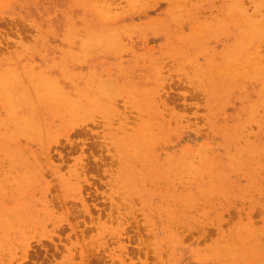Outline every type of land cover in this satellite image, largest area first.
<instances>
[{
    "label": "rangeland",
    "instance_id": "obj_1",
    "mask_svg": "<svg viewBox=\"0 0 264 264\" xmlns=\"http://www.w3.org/2000/svg\"><path fill=\"white\" fill-rule=\"evenodd\" d=\"M69 49L72 74L53 62ZM49 60L59 94L113 78L148 101L109 98L121 130L97 109L51 140L12 136L33 107L51 132L24 76ZM4 78L19 104L0 101V264H264V0H0ZM12 155L29 187L7 181Z\"/></svg>",
    "mask_w": 264,
    "mask_h": 264
},
{
    "label": "bare ground",
    "instance_id": "obj_2",
    "mask_svg": "<svg viewBox=\"0 0 264 264\" xmlns=\"http://www.w3.org/2000/svg\"><path fill=\"white\" fill-rule=\"evenodd\" d=\"M175 3H176V1H175ZM236 3H238V2H236ZM173 4L174 3H172V5ZM183 8H185V7H183ZM172 9H173V7H172ZM185 9H187V8H185ZM236 9H237L236 11H240L241 13H244V10L240 6V4L238 5V8H236ZM176 10H180V9H176ZM226 11H228V13H230L232 15V17L236 14L234 11H232V8H230V9L228 8V10H226ZM177 13H179V11ZM171 14H172V12H171ZM174 14H172L173 17H174ZM186 16H188V14ZM175 17H176V14H175ZM252 23H253V21H251V24H250V31L254 32L257 28H255L254 23L253 24ZM244 30H246V29H244ZM256 33H257V31H256ZM257 35H258L257 37H259L258 33H257ZM254 37H256V36H254ZM111 39L112 38H107L106 37V39L105 38H98V40H94V37H93V41L94 42L91 41V39H90V42H93V44H95L98 41H102L103 40L105 43H110L112 41ZM233 41H234V44L241 43V40H237V41L233 40ZM231 44L233 45V43H231ZM71 53H73L71 51V49L65 50L63 53L60 54V57H58V60L56 59V60L53 61V62H56V63H58V61H60L61 62L60 65H59L60 69L62 70L63 68H65L67 71H69L70 74L74 73L73 69L71 67H68L69 65L66 62L62 63V61H66L65 58H69ZM242 56H243L242 53L239 54L238 56H234V55L231 56L230 55L229 60L227 62H224L226 64L221 65L220 70L221 69L222 70H226V69L230 68L231 64L236 62V61H238V60H240L242 58ZM53 62H50V60L44 62V64H43L41 69L32 70L33 69L32 67H28L29 71L32 70V72L24 75L25 77L30 76V78H29L30 81H28L27 84H26L28 90H29V87L31 86V89H33L34 91H36L38 93V97L40 99L45 100L47 105H49V107H48L49 108V114L52 116V118L54 120V122H51L53 124L52 128L50 129L51 132H48L47 134L44 135L43 131H40V129H39V127L41 128V126H42L40 123H39V125L37 127L38 129H36V128L34 129V127H36V125L33 124L34 125V127H33L32 123H31L32 118L36 115L35 112L32 111L33 108H34L33 107V108H31L28 111V113L26 115H18V113L17 114L16 113L13 114V116H14L13 124L14 125L12 127V132H11L12 136L13 135H15V137H16V135L19 136L20 133H22V131H24L25 129L28 128L27 130L24 131L25 134H27L28 137L31 135V133H36L37 136L40 137V138L47 137V138H49V140H51V137L54 135L55 132L57 133V131L59 132V130L64 129V128H65L64 129V132H65L66 130H68L67 128L71 127V125H73V124L84 123L85 121L93 118L94 111H96L97 109H100V111H103L104 115H105L104 116L105 119H107L108 121H111L114 118V115L112 116V114H115V113H112V111H111L112 110L111 108H113V106L112 105L109 106V102L111 103L112 99H109V98L113 97V98L116 99V96H120V90L123 87H124V89H126V87H128V93H129L128 95L131 96V98L134 101H141V102H142V100L146 101V102L148 101V99H142V95L137 94L136 89L133 88L132 85L127 84L126 86L125 85L121 86L119 84V82H116L115 79H113V78H106V79H103V80H101L99 82H95V80H92L93 82L96 83L94 85L93 95H89L90 93L84 87H82L80 89H77V93L75 94V96L66 95L64 93L63 94H59L58 92L61 89H59V87L56 86L57 83L54 80L55 77H54V75L51 72L52 71L51 68L53 67L51 64H53ZM247 62H246V64H247ZM249 64H251V63H249ZM64 65H65V67H64ZM244 67H245V65H244ZM13 71L14 70H9V71H7V74L9 75L10 73H13ZM241 72L242 71H239V73H241ZM74 75L77 76L76 74H74ZM210 75H211V73H210ZM90 77H93V76H90ZM231 78L235 79V77H233V76H231ZM2 81L3 82L0 83V84H2V87H0V101L2 102L4 107L7 106L8 110L11 111L10 113L7 112L10 115V114L13 113L14 110H17V107H18V104H19L18 103L19 99L17 98L18 93H17V89H16L17 88V83H13L12 80L10 81V80H7V79L2 80ZM99 94H100V96H99ZM112 101L114 102V100H112ZM249 108H250V105H249ZM116 113H118V114H115V115L120 120L119 124H118V128L121 130L123 127H125V124H126V122L128 120V116L126 114H123V113H119V112H116ZM1 118L2 117L0 116V119ZM26 123H28V125H26ZM146 125H148V124H146ZM25 126L27 128H25ZM143 127H145V126H143ZM114 130H116V129H114ZM32 131H34V132H32ZM117 131H119V130H117ZM123 136L124 135H120L119 139H121V138L123 139ZM130 136H132V135H130ZM25 137H26V135H25ZM19 138H21V137H19ZM29 138H27V139H29ZM16 140H17V138H16ZM43 142H45V141H42L41 143H43ZM4 145H6V143H3L2 146H4ZM17 151H18L17 153H19V150H17ZM12 156L13 157L10 159V164L12 165V168L14 169V171H15V167H17V168L23 167L24 171L21 173V176H22L23 180H21L22 183H20L18 180H16L17 178L14 177L12 179L8 178L7 181L12 182L16 187H18L20 185L22 186L24 184L28 185V187H29L32 183H34V181H33L32 176L30 174L31 171L29 172L28 170H30L33 167L30 168L28 161H27L28 163L25 164L26 161L24 159H22L23 157L20 158L19 156H15V155H12ZM38 156H40V155H38ZM29 157L27 156V160H29ZM49 157H50V155H49ZM24 167H25L27 172L25 171ZM18 170H20V169H18ZM17 173H19V172L17 171ZM15 174L16 173H14V175ZM66 174H68V173H66ZM5 182H4V184H6ZM62 183L65 184L64 181H62ZM8 215H10V213ZM2 216H3V214H2ZM12 216H13L12 214H11V216H9V220L14 219V216L13 217ZM10 222H12V220ZM16 223H17V221H16ZM12 224H15V222L13 221ZM7 225H8V223L4 224V226H7ZM17 225H18V223H17Z\"/></svg>",
    "mask_w": 264,
    "mask_h": 264
}]
</instances>
